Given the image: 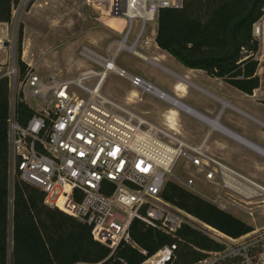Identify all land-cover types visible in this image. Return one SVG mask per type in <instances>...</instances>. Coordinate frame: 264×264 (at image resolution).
<instances>
[{
	"label": "built area",
	"instance_id": "1",
	"mask_svg": "<svg viewBox=\"0 0 264 264\" xmlns=\"http://www.w3.org/2000/svg\"><path fill=\"white\" fill-rule=\"evenodd\" d=\"M85 1L97 7L102 18L122 21L121 29L111 28L123 36L120 41L111 43L118 46H108L105 55L85 47L82 55L92 68L76 77L45 78L28 63L29 69L21 74L18 46L6 47L0 39V51L6 54V70L0 71V78H7L10 90V180L14 182L19 178L40 189L47 206L58 208L89 226L94 240L109 247L112 254L121 243L135 246L130 237L134 220L176 239L142 264H179L177 251L182 239L177 233L183 226L205 234L222 246L216 251H200L204 258L192 264H264V226L237 238L230 237L161 196L168 177L179 163L187 175L185 189L199 195L196 188L200 179L212 186V194L204 195V199L219 209L230 212L238 208L264 214V185L210 154L208 141L217 133L263 159L264 148L241 137L219 120L212 119L215 122L206 124L203 119L209 116L146 77L116 64L122 51L140 58L139 47L147 23L157 22L162 9L182 8L185 0ZM135 25L137 32L128 44ZM252 38L258 49L247 58L257 62L255 76L261 85L264 82V6L252 26ZM145 61L154 65L157 60L147 58ZM110 73L130 84L133 103L142 102V96L148 95L167 105L169 115L171 110L184 113L206 125L208 132L199 143H191L172 130L169 117H166L169 129L166 130L103 95ZM20 101L34 112L26 125L19 122L16 108ZM141 252L146 255L145 251Z\"/></svg>",
	"mask_w": 264,
	"mask_h": 264
},
{
	"label": "trees",
	"instance_id": "2",
	"mask_svg": "<svg viewBox=\"0 0 264 264\" xmlns=\"http://www.w3.org/2000/svg\"><path fill=\"white\" fill-rule=\"evenodd\" d=\"M21 1L0 0V24L12 23L13 10ZM263 6L264 0H185L180 9L160 11L155 42L184 67L204 71L209 77L253 96L260 88V80L255 76L257 62L247 57L258 49L252 38V26ZM106 20L110 27L122 28V21ZM23 31L21 24L17 43L21 74L29 69L22 61ZM16 110L22 125L34 114L22 101ZM9 114V84L7 78H0V264H142L164 246L176 242L161 230L134 220L130 237L135 246L121 243L112 254L109 247L94 240L89 226L47 206L40 189L19 178L11 189ZM161 196L230 237L237 238L255 229L175 182L167 181ZM177 234L182 239L177 251L179 264H192L204 258L200 251L222 248L188 226Z\"/></svg>",
	"mask_w": 264,
	"mask_h": 264
},
{
	"label": "rangeland",
	"instance_id": "3",
	"mask_svg": "<svg viewBox=\"0 0 264 264\" xmlns=\"http://www.w3.org/2000/svg\"><path fill=\"white\" fill-rule=\"evenodd\" d=\"M23 1L14 9L12 23L10 25L0 24V39L6 47L12 44L17 46L18 29L22 24L24 30L22 61L30 64L38 74L45 78L57 76L59 79H65L78 76L81 72L92 68V64L86 56L82 55L85 47L105 55L112 42H118L122 39L123 35L107 26L106 21L108 20L101 17L100 10L87 4L85 0H30L28 4L22 6ZM156 27L157 22L147 23L140 47L154 46L153 37L157 30ZM136 32L137 25L134 27L128 44L132 42ZM140 47L139 52L145 56L147 53ZM25 51L27 58H25ZM0 60L2 62L6 60L5 51H0ZM173 60L182 66L177 60ZM116 64L134 74L146 77L165 91H169L170 84L177 81L173 76L152 68L148 62L127 51L120 52ZM191 81L264 124V82L249 98L248 95L222 80L211 78L206 74L196 75L191 78ZM131 91L132 87L126 80L110 73L106 78L102 93L121 104H125V97ZM142 98V102H137L134 105L127 104L126 106L137 114L144 115L151 122L159 124L160 113L166 109L167 105L148 95H144ZM183 102L214 119L221 111L220 103L211 100L192 87L189 88V97ZM220 122L230 130L252 141L258 142V140L264 139L263 125L253 122L231 110V108L223 110ZM182 124L185 131L183 138L193 143H199L208 132L206 125L186 116H183ZM262 143L264 147V142ZM223 144L230 147L236 146L227 138L214 133L208 141V152L222 160L225 165L237 170L227 158L222 157L225 151H228V148H222ZM248 155L257 159V156L251 153ZM237 171L247 175L242 170ZM191 172L195 174L194 170ZM186 178L187 175L183 172L181 164L178 163L173 174L168 177V181L183 187ZM13 184V180H10L11 189H13ZM196 190L201 198H204V195L212 194V186L209 183L200 182V179L197 180ZM229 213L255 229L264 226V214L261 211L250 213L246 210L233 208Z\"/></svg>",
	"mask_w": 264,
	"mask_h": 264
},
{
	"label": "crops",
	"instance_id": "4",
	"mask_svg": "<svg viewBox=\"0 0 264 264\" xmlns=\"http://www.w3.org/2000/svg\"><path fill=\"white\" fill-rule=\"evenodd\" d=\"M107 26H109V25H107ZM156 32H157V30H156ZM156 32L154 33V37H153L154 46H142L141 49L144 52L147 53L145 55L147 58L157 60L154 65L149 64L152 68H155V69L165 73L166 75L173 76L177 80L176 82H173V83L170 84V88H169L170 90L166 91V92H168V93H170L172 95H177L183 101H185L189 97V88L190 87H192L195 90L201 92L202 94H205L204 92H207V91H205L204 89L200 88L199 86L193 84V82L191 81V78H193L196 75H203V74H206V73L204 71H201V70H193V69L186 68L181 63L180 64L184 68L182 66H180L179 64H177L173 60L174 58L171 55H169L167 52L161 50L157 46V44L155 42ZM110 46L113 47V46H118V45L117 44H111ZM27 57H26V51H25V58H27ZM5 70H6L5 61L2 62L0 60V71L3 72ZM207 93H209V94H211L213 96H216V95H214V94H212L210 92H207ZM216 97H218V96H216ZM248 97L250 98V96H248ZM128 98L130 99V101L127 100ZM132 100H134V99L132 98V96H130V94H128L125 97V104H123V105H125V106L127 104L128 105L129 104L130 105H132V104L134 105L137 102H139L138 100H136V102L133 103ZM234 107L237 108V109H240V108H238L236 106H234ZM168 110H169V107L167 106L166 109L163 110L160 113L159 124L154 123V124L164 128L166 130H169V129H167L168 123H167V120H166V117H169ZM240 111L244 112L241 109H240ZM244 114H245V112H244ZM142 116L145 117L144 115H142ZM183 116L189 117V116L185 115L184 113L177 112V114H175V116L169 118V122L171 124L170 126L175 131H178L181 134L182 137H185V131H184V127H183V124H182ZM148 120L151 121L150 119H148ZM258 124H261V125L264 126V124L262 122L258 123ZM235 133H237V132H235ZM238 135H240V134H238ZM240 136L245 138V139H247V140H249V141H251V142H253L254 144H257V145L263 147V145H262L263 143L262 142H264V139H260V140H258V142H256V141H252V140L248 139L247 137H245L243 135H240ZM191 143H193V142H191ZM235 145L236 146H234V147H230L227 144H223L222 148H228V151H225V150L222 149V151H225V154H223L222 157L223 158H227L228 161H230V163H232L235 166V168H237V170H242L247 175H245V174L240 172L241 174H243V175L253 179L254 181L264 185V159L259 157L256 153H254L253 151H251L250 149L246 148L245 146H243L241 144H236L235 143ZM248 153H251V154L257 156L256 157L257 159H255L254 157L249 156Z\"/></svg>",
	"mask_w": 264,
	"mask_h": 264
},
{
	"label": "bare ground",
	"instance_id": "5",
	"mask_svg": "<svg viewBox=\"0 0 264 264\" xmlns=\"http://www.w3.org/2000/svg\"><path fill=\"white\" fill-rule=\"evenodd\" d=\"M30 2V0H24L23 1V5L22 6H25L26 4H28ZM111 48H112V46H111ZM138 55L140 56V58L141 59H143V60H145V59H147L145 56H143L141 53H138ZM26 56H27V54H26ZM211 100H214V101H216V102H218V103H220V105H221V111L219 112V116L217 115V117L215 118L216 119V121H220V119H221V116H222V112H223V110L225 109V108H231V110H233V111H235V112H238L239 114H242V115H244L245 117H247V118H249L250 120H252L253 122H256V123H261V122H259L257 119H255L254 117H252L251 115H249V114H244V112H242V111H240V109H237V108H235L234 106H231V105H229L227 102H225L224 100H222V99H220V98H218V97H216V96H213V95H211V94H209V93H207V92H204ZM204 94V95H205ZM185 111V110H184ZM175 114H177V112H176V110H171V114L169 115V118L170 117H173V116H175ZM208 117V116H207ZM174 119V118H173ZM212 119H214V118H211L210 119V117H209V119H207L206 117L203 119V122H205L206 124H208V125H211L213 122H215V120H212ZM172 130H174L173 128H172ZM175 131V130H174Z\"/></svg>",
	"mask_w": 264,
	"mask_h": 264
}]
</instances>
